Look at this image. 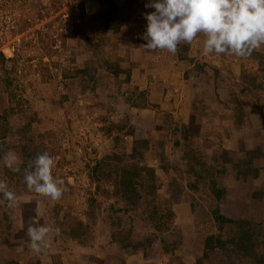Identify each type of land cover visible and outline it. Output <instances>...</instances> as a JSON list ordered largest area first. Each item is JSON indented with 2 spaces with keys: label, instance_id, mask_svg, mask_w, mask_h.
<instances>
[{
  "label": "rangeland",
  "instance_id": "374dc122",
  "mask_svg": "<svg viewBox=\"0 0 264 264\" xmlns=\"http://www.w3.org/2000/svg\"><path fill=\"white\" fill-rule=\"evenodd\" d=\"M147 4L0 0V264H264V45L149 50ZM45 151L58 200L24 182Z\"/></svg>",
  "mask_w": 264,
  "mask_h": 264
},
{
  "label": "clouds",
  "instance_id": "9594fccd",
  "mask_svg": "<svg viewBox=\"0 0 264 264\" xmlns=\"http://www.w3.org/2000/svg\"><path fill=\"white\" fill-rule=\"evenodd\" d=\"M145 47L149 50L166 49L175 53L181 42L192 43L203 34L205 53L234 54L246 57L264 45V0H149ZM0 163L14 172L20 171L19 158L14 154L0 157ZM55 158L48 152L39 153L24 174L30 191L58 200L63 192V180L52 174ZM0 193L10 207L19 198L0 182ZM40 219L39 206L33 221ZM52 228L46 224L30 223L27 235L30 248L40 253L49 246Z\"/></svg>",
  "mask_w": 264,
  "mask_h": 264
}]
</instances>
